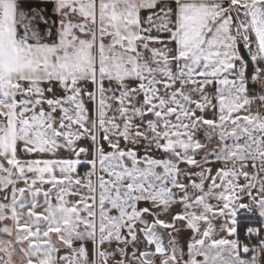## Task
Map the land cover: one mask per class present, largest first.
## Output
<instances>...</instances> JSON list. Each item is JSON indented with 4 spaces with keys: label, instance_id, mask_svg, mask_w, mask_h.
Instances as JSON below:
<instances>
[{
    "label": "snow or ice",
    "instance_id": "snow-or-ice-1",
    "mask_svg": "<svg viewBox=\"0 0 264 264\" xmlns=\"http://www.w3.org/2000/svg\"><path fill=\"white\" fill-rule=\"evenodd\" d=\"M0 264H264V0H0Z\"/></svg>",
    "mask_w": 264,
    "mask_h": 264
}]
</instances>
